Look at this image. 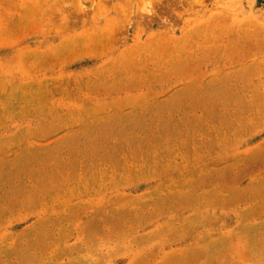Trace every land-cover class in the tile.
I'll return each mask as SVG.
<instances>
[{"label":"rangeland","instance_id":"rangeland-1","mask_svg":"<svg viewBox=\"0 0 264 264\" xmlns=\"http://www.w3.org/2000/svg\"><path fill=\"white\" fill-rule=\"evenodd\" d=\"M0 264H264V0H0Z\"/></svg>","mask_w":264,"mask_h":264}]
</instances>
